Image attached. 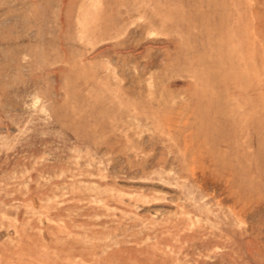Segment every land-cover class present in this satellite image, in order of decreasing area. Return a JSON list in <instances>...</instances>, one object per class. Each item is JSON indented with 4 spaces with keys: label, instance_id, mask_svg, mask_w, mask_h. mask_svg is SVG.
I'll list each match as a JSON object with an SVG mask.
<instances>
[{
    "label": "rangeland",
    "instance_id": "obj_1",
    "mask_svg": "<svg viewBox=\"0 0 264 264\" xmlns=\"http://www.w3.org/2000/svg\"><path fill=\"white\" fill-rule=\"evenodd\" d=\"M0 264H264V0H0Z\"/></svg>",
    "mask_w": 264,
    "mask_h": 264
}]
</instances>
